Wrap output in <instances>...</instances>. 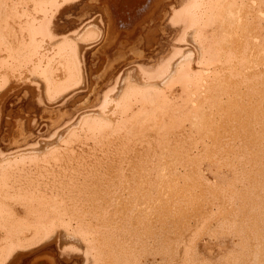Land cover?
<instances>
[{
    "label": "bare ground",
    "instance_id": "6f19581e",
    "mask_svg": "<svg viewBox=\"0 0 264 264\" xmlns=\"http://www.w3.org/2000/svg\"><path fill=\"white\" fill-rule=\"evenodd\" d=\"M0 264H264V0H0Z\"/></svg>",
    "mask_w": 264,
    "mask_h": 264
}]
</instances>
